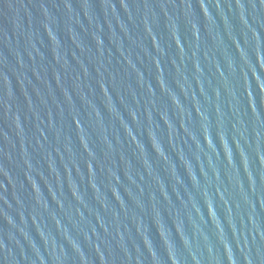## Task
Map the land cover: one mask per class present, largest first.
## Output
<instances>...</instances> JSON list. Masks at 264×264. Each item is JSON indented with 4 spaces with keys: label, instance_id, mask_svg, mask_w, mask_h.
<instances>
[{
    "label": "water",
    "instance_id": "obj_1",
    "mask_svg": "<svg viewBox=\"0 0 264 264\" xmlns=\"http://www.w3.org/2000/svg\"><path fill=\"white\" fill-rule=\"evenodd\" d=\"M0 264H264V0H0Z\"/></svg>",
    "mask_w": 264,
    "mask_h": 264
}]
</instances>
